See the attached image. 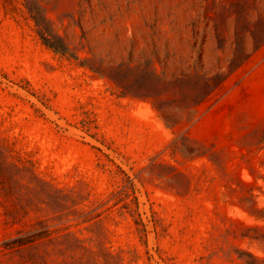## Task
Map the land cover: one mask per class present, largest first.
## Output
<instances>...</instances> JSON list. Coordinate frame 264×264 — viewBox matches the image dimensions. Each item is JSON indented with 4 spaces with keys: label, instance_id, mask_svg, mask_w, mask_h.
Returning <instances> with one entry per match:
<instances>
[{
    "label": "rangeland",
    "instance_id": "374dc122",
    "mask_svg": "<svg viewBox=\"0 0 264 264\" xmlns=\"http://www.w3.org/2000/svg\"><path fill=\"white\" fill-rule=\"evenodd\" d=\"M0 146V264L264 261V0H0Z\"/></svg>",
    "mask_w": 264,
    "mask_h": 264
},
{
    "label": "trees",
    "instance_id": "16d2710c",
    "mask_svg": "<svg viewBox=\"0 0 264 264\" xmlns=\"http://www.w3.org/2000/svg\"><path fill=\"white\" fill-rule=\"evenodd\" d=\"M35 23L37 26L40 25L37 20L35 21ZM41 38L43 39V41L45 42L47 41L46 38L43 36L42 32H41ZM231 67H233V65H231ZM230 73L231 72L229 70L228 73L226 74V77L230 75ZM220 83L221 81L216 83L210 92L214 91V89H216V87ZM5 153H6L5 151H1V146H0V159L4 161L6 159ZM12 166L16 170H19L16 164H13ZM12 177H13V174H10V175L6 174L2 166H0V191L3 192L4 194L13 195L12 191H13L14 183H13ZM130 185L132 184L130 183ZM255 213L256 214H252L254 217H256L257 219H264V209H256ZM134 223L136 224L137 227H140L138 228L140 232L145 233L144 225L140 219H134ZM18 233L20 234L21 232H18ZM50 234L51 232L47 229V227L44 224H42L40 221H38L35 224H33L32 229L30 231L20 234L18 237H15L13 239L3 242L2 246L6 250H19V249L32 246L39 240L48 238ZM236 253L238 255L237 256L238 259L242 261V264H263L264 263L263 260H260L259 258L255 257L253 254L249 252H245L242 250H236Z\"/></svg>",
    "mask_w": 264,
    "mask_h": 264
}]
</instances>
